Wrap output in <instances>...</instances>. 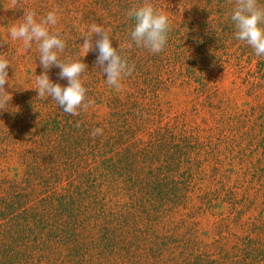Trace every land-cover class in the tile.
<instances>
[{"label":"trees","instance_id":"trees-1","mask_svg":"<svg viewBox=\"0 0 264 264\" xmlns=\"http://www.w3.org/2000/svg\"><path fill=\"white\" fill-rule=\"evenodd\" d=\"M143 2L24 0L19 6L22 19L28 8L37 21L56 10L59 27L79 22L71 25L72 39L61 27L49 30L65 41L62 61L87 65L80 77L86 102L111 91L96 63L98 50L83 49L82 33L91 24L109 31L113 47L120 40L132 44L126 55L134 68L106 97L103 116L93 104L79 115L65 113L35 88L0 109V150L12 146L22 165L15 175L0 166V264H264V56L235 38V0H149L168 14L171 31L159 53L138 47L128 12ZM97 39L93 34V45ZM0 56L10 62V79L19 54L0 42ZM59 72L53 66L48 75L66 87ZM231 73L243 103L223 86ZM173 86L209 105L208 138L181 121L159 119L155 98ZM94 128L103 132L93 139ZM208 170L219 186L205 193V202L227 203L235 224L244 226L236 240L174 242L156 232V220L189 203L192 178Z\"/></svg>","mask_w":264,"mask_h":264},{"label":"clouds","instance_id":"clouds-1","mask_svg":"<svg viewBox=\"0 0 264 264\" xmlns=\"http://www.w3.org/2000/svg\"><path fill=\"white\" fill-rule=\"evenodd\" d=\"M128 16L135 19L134 28L130 33L131 41L154 54L161 52L171 31L168 14L156 9L149 0H144L141 5L134 4ZM231 20L236 28L235 38L250 45L257 56H264V7L258 5L257 0H235ZM57 21L56 10L49 11L39 21L36 19L35 11L25 10L22 22L13 24L9 29V35L13 41H23L26 48L31 47L33 40L38 42L39 62L44 68V72L36 76L35 86L32 87L38 90V97H51L65 113L79 115L78 109L87 111L94 104V100L86 102L87 89L80 78L87 65L79 59L69 58L62 61L59 58L58 54L65 49V41L58 33L49 30V26H55ZM93 34L99 37L95 45L92 42ZM82 38L86 54L93 47L98 50L96 63L107 75V84L119 89L122 77L130 75L134 68V65H129L126 55L132 44L120 40L119 47H113L109 31L96 23L91 24L88 30L82 33ZM9 65V60L0 56V109L6 108L12 99L4 88L9 79L7 71ZM53 66L60 68L61 79L68 80L66 87L53 83L50 79L48 70ZM102 132L101 128H94L91 136L94 139L97 135H102Z\"/></svg>","mask_w":264,"mask_h":264},{"label":"rangeland","instance_id":"rangeland-1","mask_svg":"<svg viewBox=\"0 0 264 264\" xmlns=\"http://www.w3.org/2000/svg\"><path fill=\"white\" fill-rule=\"evenodd\" d=\"M48 2V0H46ZM24 0H0V37L1 43L11 49L13 52L19 54L17 65L12 66L11 71L13 77L8 79L5 83V91L12 97L17 96L18 93L32 91V87L35 85V79L37 75L43 73L44 68L39 62V48L38 42L33 40L31 47L26 48L23 45V41H13L9 35V29L13 24L22 22V17L19 13L23 7ZM22 5L20 8L19 6ZM25 5V4H24ZM30 5V3L28 4ZM26 6V5H25ZM36 6V4H35ZM5 7H10L5 9ZM31 7V6H30ZM25 10H28L26 8ZM58 23V22H57ZM55 25L54 29L58 27V31L64 30L68 32V38L72 39V33L69 31L74 28L72 24H79L75 22H64L60 27L59 24ZM50 27V26H49ZM73 32V31H72ZM7 41V42H5ZM235 74L231 73L223 81V86L229 90L233 88V94L236 101L243 103L242 93L235 88L234 83ZM235 88V89H234ZM106 89L105 95L101 97L100 101H94L91 110L97 115L103 116L108 112V101L106 97L108 94H114L118 92L117 89L110 87L111 91ZM157 100L159 119H163L165 122L174 120L183 122L186 126H192L201 133L202 139L208 138L206 130L208 125L212 123V117L209 115V105L203 108L193 94H189L181 87H172L170 89H164L160 92ZM197 110L201 113L197 114ZM162 116V117H161ZM200 130H199V129ZM12 148V146H11ZM10 150H0V166L7 168L10 174L15 175L22 171L21 159L19 154L13 148ZM204 173V171H203ZM192 178L191 181V199L189 203L181 206L177 211L172 214H167L163 218L157 219L155 222L156 232L163 234H170L176 241L185 239L187 241H197V238L206 239L212 241L213 238L224 237V239L230 238V242L236 240V235L240 234L244 226H240L236 223L232 210L228 208L227 203L216 202V205L210 207L206 204V192L214 191L219 185L216 182L219 178H211L213 171L208 170L206 174ZM250 214V215H249ZM246 219L251 218V213H245ZM237 222H239L237 220ZM203 245V244H201ZM200 245V246H201Z\"/></svg>","mask_w":264,"mask_h":264}]
</instances>
